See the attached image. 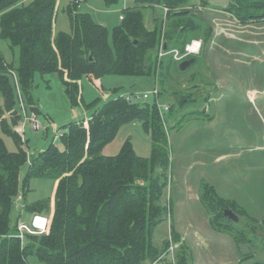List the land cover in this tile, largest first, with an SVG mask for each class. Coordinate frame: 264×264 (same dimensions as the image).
Masks as SVG:
<instances>
[{
  "label": "trees",
  "instance_id": "16d2710c",
  "mask_svg": "<svg viewBox=\"0 0 264 264\" xmlns=\"http://www.w3.org/2000/svg\"><path fill=\"white\" fill-rule=\"evenodd\" d=\"M79 1L71 0L68 8L71 31L54 37L56 0H0L1 37L20 51L17 66L0 52V122L19 144L18 151H10L0 138V264H30L31 255L43 264H191L183 243L173 259L171 239L155 238L172 210L165 201L170 168L166 111L160 112L158 98L139 102L120 96L102 105L88 122L66 124L61 136L63 149L52 143L31 157L29 171L21 181V168L28 155L20 145L21 135L6 120L7 112L13 114L15 123L21 119L12 72L24 99L36 112L33 90L37 74H58L73 104L82 101L80 80L84 76L92 80L110 74L155 76L160 95L173 71L182 72L178 65L189 58L177 60L172 51L183 53L193 39L202 38L206 44L214 29L195 12L193 0H134L135 5L124 10L121 23L114 29L111 45L104 25L88 13L77 12ZM104 1L113 5L119 0ZM229 2L225 9L241 23L264 20V0ZM201 4L205 7L209 3L201 0ZM154 6L169 9L166 19L156 24L150 22L155 16L147 17L145 12ZM165 43L167 49L160 56ZM191 96L179 97L180 103L193 101ZM132 121H140L151 135L152 155L139 156L129 139L116 155L104 154L120 128ZM33 177L52 178L58 187L49 232L28 235L22 245L20 239L8 234L16 230L22 217L20 214L12 222L14 202L21 191L25 195ZM218 203L223 204L220 199ZM50 209V200L25 204V210L34 213L44 214ZM223 210H216L214 226L228 232V226L218 222ZM168 233L172 241H181L173 227Z\"/></svg>",
  "mask_w": 264,
  "mask_h": 264
},
{
  "label": "rangeland",
  "instance_id": "374dc122",
  "mask_svg": "<svg viewBox=\"0 0 264 264\" xmlns=\"http://www.w3.org/2000/svg\"><path fill=\"white\" fill-rule=\"evenodd\" d=\"M70 3L71 0H56L54 37L71 31ZM193 3L198 16L213 26L212 37L199 54L190 55L196 61L186 70L182 71L178 65L182 72L173 71L168 87L162 88L159 97L143 98V93L155 85L160 90L155 76L110 74L98 80L84 76L80 80L82 101L73 104L58 74H37L33 99L40 113L26 99L24 107L29 114L33 110L40 116L43 128L35 131L25 120L20 99L16 109L21 119L15 123L13 114L7 112L6 120L21 135L20 145L28 155L20 172L22 181L29 171L31 157L52 143L63 149L61 136L66 124L88 122L109 100L133 91L132 98L139 102L158 98L161 105L172 106L165 112L170 156L165 201L172 210L170 219L167 217L158 228L156 240L168 236L175 258L183 243L191 264H255L264 261V24L244 27L233 21L225 10L214 8L215 5L225 7L229 0H208L205 7L201 0ZM134 5V0H119L113 5H107L104 0H80L77 12L88 13L96 23L104 25L113 45L114 29L121 23L124 10ZM145 12L147 17L155 16L150 21L152 24L166 19L161 6L147 8ZM216 22L226 23L221 25L223 30L235 36L230 38L218 32ZM0 52L9 62L18 65L19 48L12 47L1 34ZM167 59L168 56L164 60ZM183 95H192L195 99L184 105L179 101ZM207 95L210 98L206 101ZM0 103H3L1 96ZM0 138L10 151L19 150L16 139L4 131L1 122ZM128 139L139 156L152 155V137L140 121L124 124L103 153L116 155ZM57 187L58 182L52 178H31L25 195L23 191L20 193L24 197L17 203L21 210L13 209L12 222L17 221L24 204L44 200L51 201V209L44 213L51 218ZM219 199L223 204L218 203ZM233 208L244 213L234 211L239 221L224 214L218 222L228 226L229 231L216 228V210ZM33 214L24 210L22 220L30 223ZM172 227L181 237L179 243L172 241L168 233ZM16 233L15 229L11 231L12 235ZM28 261L43 264L36 255L29 256Z\"/></svg>",
  "mask_w": 264,
  "mask_h": 264
},
{
  "label": "built area",
  "instance_id": "2783aa9c",
  "mask_svg": "<svg viewBox=\"0 0 264 264\" xmlns=\"http://www.w3.org/2000/svg\"><path fill=\"white\" fill-rule=\"evenodd\" d=\"M164 10L166 13L165 16H167V13L169 11L168 7H165ZM121 18H123V16H121ZM202 47H203V42L201 39H193L191 42H189L186 45L185 51L183 53L179 51L178 49H174L172 53L174 54L175 59L182 60L185 57H190L191 54H199L202 50ZM164 54H165V50L161 48L160 56H163ZM12 74H13V77L17 79L16 73L12 72ZM17 90L21 97L19 98L21 106L25 110V120L32 126V128L35 131L41 130L43 128V125L41 123L40 116L36 114L35 111L33 110L31 111V114L27 112V108L24 107V101L22 99V93L19 88V85L17 86ZM152 95L158 97L159 87L157 85H155L151 90L144 92L143 98L149 99ZM125 97H127V99H130V100L133 99L132 94L125 95ZM158 108L160 112L163 113L169 110V105H161V103L160 104L158 103ZM22 199H23V196L19 195L14 202V207H16L19 210H21L20 209L21 206L18 205L17 203L20 202ZM24 210H25V204L22 207L21 215H23ZM51 222H52V217L50 218L49 216L45 214H41V213H34L30 223L23 221L21 217L17 222V228H16L17 233L15 235H12L10 233L8 234V237L18 238L20 239L21 244L24 245L25 242L27 241L28 235L47 234L50 230ZM170 252L172 254V258L174 259L173 247H170Z\"/></svg>",
  "mask_w": 264,
  "mask_h": 264
},
{
  "label": "crops",
  "instance_id": "0c3cea01",
  "mask_svg": "<svg viewBox=\"0 0 264 264\" xmlns=\"http://www.w3.org/2000/svg\"><path fill=\"white\" fill-rule=\"evenodd\" d=\"M227 6V5H226ZM225 6V7H226ZM213 7V6H212ZM225 7L224 6H222V5H215L214 6V8L215 9H218V10H225V12H226V14L228 15V16H230L231 18H232V20L233 21H236V22H238L239 24H241V26H243L244 25V27H248L249 26V24H264V20H262V21H260V22H250V23H247V24H243V23H241L239 20H237V18L234 16V15H232V13L231 12H229V11H227L226 9H225ZM234 17V18H233ZM223 24H226V23H220V22H216V26L218 27V32H223L226 36H228V37H230V38H233V36H235V34H233L232 32H228V31H225V30H223V28H222V26L221 25H223ZM255 38V37H254ZM201 40H202V42H203V46H204V41H203V39L202 38H200ZM249 39V38H248ZM249 41H254V40H250L249 39ZM203 48V47H202ZM202 51V50H201ZM13 81H14V83H15V85H16V87L19 85L18 84V81H17V79L16 78H14L13 77ZM154 87V86H153ZM152 87V88H153ZM200 91V87H199V89L197 90V92H199ZM133 92V91H132ZM131 92V93H132ZM212 91H210L209 93H211ZM17 97H18V99L19 98H21L20 97V95H19V93H18V90H17ZM210 98V96L209 95H207L206 96V101H207V99H209ZM22 99H23V101L25 100L24 99V97H23V95H22ZM33 106H36V105H33ZM37 107V106H36ZM38 110H39V108H38ZM39 113H40V111H38Z\"/></svg>",
  "mask_w": 264,
  "mask_h": 264
},
{
  "label": "water",
  "instance_id": "95a60500",
  "mask_svg": "<svg viewBox=\"0 0 264 264\" xmlns=\"http://www.w3.org/2000/svg\"><path fill=\"white\" fill-rule=\"evenodd\" d=\"M135 43H137V41H135ZM164 50L167 49V44L165 43L164 45ZM195 62V58H188V59H185L181 62L180 64V69L182 71L186 70L187 67H189L191 64H193ZM204 111H206V109H204ZM224 214L225 216H228L230 217L232 220L234 221H239V216L231 209H226L224 210Z\"/></svg>",
  "mask_w": 264,
  "mask_h": 264
},
{
  "label": "bare ground",
  "instance_id": "6f19581e",
  "mask_svg": "<svg viewBox=\"0 0 264 264\" xmlns=\"http://www.w3.org/2000/svg\"><path fill=\"white\" fill-rule=\"evenodd\" d=\"M253 92V91H252ZM255 92V91H254Z\"/></svg>",
  "mask_w": 264,
  "mask_h": 264
}]
</instances>
